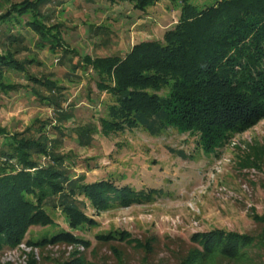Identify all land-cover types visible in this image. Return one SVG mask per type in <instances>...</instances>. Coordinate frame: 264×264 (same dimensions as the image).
<instances>
[{"label":"rangeland","instance_id":"obj_1","mask_svg":"<svg viewBox=\"0 0 264 264\" xmlns=\"http://www.w3.org/2000/svg\"><path fill=\"white\" fill-rule=\"evenodd\" d=\"M24 1L0 0V16L12 4ZM216 1L191 3L204 9ZM181 8L182 0H160L146 12L111 0H64L63 4L46 6L44 11L50 17L49 26H62L65 44L78 54L68 56L74 58L75 65L86 55L125 56L141 43L162 42L178 24ZM23 26L11 29L24 39L17 46V59H36L41 66L29 68L30 74L57 82L60 91L36 87L23 74L8 72V83L18 89L8 94L0 92V128L11 135L32 136L36 140L45 135L49 152L66 159L64 165L72 177L84 176L87 183L111 180L119 187L157 192L149 202L129 208L114 206L106 211H97L79 198L84 204L82 210L97 222L79 231L70 229L60 209L47 207L55 224L31 228L26 241L69 231L91 243L89 249H80V257L88 264H181L198 247L193 237L199 234L220 230L255 237L257 243L264 240L263 226L255 220L256 216H264V120L234 136L214 154L196 150L195 138L173 129L159 137L142 129L104 136L99 120L107 116L109 97L99 92L95 74L80 68L74 71L68 58L62 60V53L53 55L48 49L41 50L37 37ZM6 48L17 50L0 41V54ZM33 89L38 95L31 93ZM42 96H56L68 118L60 117L61 110L45 103ZM78 129H89L83 140ZM48 162L49 159H42L43 164ZM111 232L129 233L144 244L149 242L152 251L97 241V236ZM112 249L121 252V261ZM31 251L25 245L7 248L0 254V264H27L25 253ZM73 252V247L66 246L33 251L38 264H64L72 260ZM219 257L214 255L208 262L195 264H264V245L247 249L236 260Z\"/></svg>","mask_w":264,"mask_h":264},{"label":"trees","instance_id":"obj_2","mask_svg":"<svg viewBox=\"0 0 264 264\" xmlns=\"http://www.w3.org/2000/svg\"><path fill=\"white\" fill-rule=\"evenodd\" d=\"M95 2L96 0H87ZM129 3L138 12H146L160 0H111ZM63 4L64 0H25L12 4L0 16V41L17 49L24 43L13 34L16 26L31 30L37 47L62 60L78 55L64 42L62 26H49L46 6ZM25 19L27 21L24 23ZM18 49H5L0 54V92L8 94L17 86L8 83L7 73L23 74L36 87L60 91L57 82L30 74L29 68L41 66L36 59H17ZM73 61L74 58H68ZM78 68L93 72L100 93H106L107 116L99 120L101 133L110 137L126 130L142 129L159 137L173 129L196 139V150L214 154L236 135L243 134L264 120V0H217L199 9L191 0H182L181 16L176 27L162 42H145L133 47L125 56L105 58L81 57ZM31 91V90H30ZM31 93L38 95L34 89ZM61 95V94H59ZM43 97V96H42ZM48 105L68 118L56 96L43 97ZM62 132L61 128H56ZM89 129H78L81 139ZM32 131V130H31ZM29 130V133H32ZM45 135H11L0 128V254L25 245L27 264H38L33 253L48 246L73 247L72 260L64 264H88L80 249L91 243L72 232H59L52 237L28 240L31 228L50 227L55 223L46 208L60 209L69 227L79 231L93 226V220L81 206L84 198L97 211L117 206L129 208L151 201L156 191H137L119 187L111 180L87 183L84 176H70L66 159L49 152ZM44 139V140H43ZM180 157L186 155L179 152ZM47 158V164L42 159ZM255 220L263 226L264 216ZM100 244L124 243L151 253L152 247L129 233L111 232L97 236ZM193 248L181 264L208 262L214 255L236 260L259 244L262 239L249 235L214 231L193 237ZM119 261L122 254L112 249ZM79 256V257H78Z\"/></svg>","mask_w":264,"mask_h":264},{"label":"built area","instance_id":"obj_3","mask_svg":"<svg viewBox=\"0 0 264 264\" xmlns=\"http://www.w3.org/2000/svg\"><path fill=\"white\" fill-rule=\"evenodd\" d=\"M2 161V158H1V156H0V162Z\"/></svg>","mask_w":264,"mask_h":264}]
</instances>
